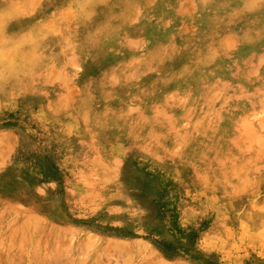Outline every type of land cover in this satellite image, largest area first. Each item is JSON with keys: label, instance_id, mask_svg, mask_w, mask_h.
<instances>
[{"label": "rangeland", "instance_id": "obj_1", "mask_svg": "<svg viewBox=\"0 0 264 264\" xmlns=\"http://www.w3.org/2000/svg\"><path fill=\"white\" fill-rule=\"evenodd\" d=\"M263 109L264 0H0V264H264Z\"/></svg>", "mask_w": 264, "mask_h": 264}, {"label": "bare ground", "instance_id": "obj_2", "mask_svg": "<svg viewBox=\"0 0 264 264\" xmlns=\"http://www.w3.org/2000/svg\"><path fill=\"white\" fill-rule=\"evenodd\" d=\"M224 7V6H223ZM130 14V13H129ZM235 74V73H234ZM57 80V79H56ZM217 93V92H216ZM88 107V106H87ZM263 111H264V109H263ZM250 127V126H249ZM253 137V136H252ZM192 152V151H191ZM179 160V159H178ZM14 211V210H13Z\"/></svg>", "mask_w": 264, "mask_h": 264}]
</instances>
